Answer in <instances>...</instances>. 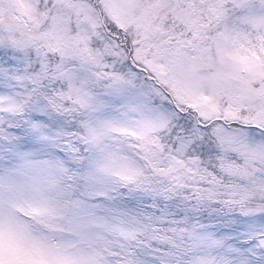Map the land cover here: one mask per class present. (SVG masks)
<instances>
[{
    "label": "snow or ice",
    "instance_id": "obj_1",
    "mask_svg": "<svg viewBox=\"0 0 264 264\" xmlns=\"http://www.w3.org/2000/svg\"><path fill=\"white\" fill-rule=\"evenodd\" d=\"M0 264H264V0H0Z\"/></svg>",
    "mask_w": 264,
    "mask_h": 264
}]
</instances>
